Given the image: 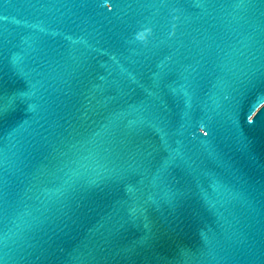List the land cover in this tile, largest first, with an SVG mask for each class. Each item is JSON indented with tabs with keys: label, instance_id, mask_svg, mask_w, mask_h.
Here are the masks:
<instances>
[{
	"label": "water",
	"instance_id": "1",
	"mask_svg": "<svg viewBox=\"0 0 264 264\" xmlns=\"http://www.w3.org/2000/svg\"><path fill=\"white\" fill-rule=\"evenodd\" d=\"M0 264H264V0H0Z\"/></svg>",
	"mask_w": 264,
	"mask_h": 264
}]
</instances>
